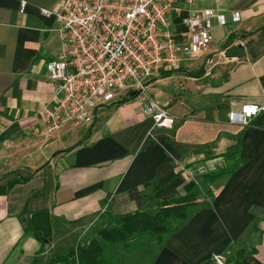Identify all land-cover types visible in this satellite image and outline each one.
I'll list each match as a JSON object with an SVG mask.
<instances>
[{"label": "crops", "instance_id": "1", "mask_svg": "<svg viewBox=\"0 0 264 264\" xmlns=\"http://www.w3.org/2000/svg\"><path fill=\"white\" fill-rule=\"evenodd\" d=\"M63 1L26 0L23 11L22 0H0V185L28 177L0 193V264H80L68 254L97 227L199 190L202 200L207 188L208 199L165 241L110 243L106 260L215 264L217 254L244 250L240 264H264V110L248 126L229 121L244 103L264 105V0H195V9L211 8L227 23L214 18L206 51L148 80L177 116L172 129L153 127L129 92L97 110L92 124L44 138L41 109L56 103L58 86L47 64L62 58L63 45L57 20L41 8ZM189 14L183 5L170 17L179 44ZM223 157L229 170L220 176L179 172Z\"/></svg>", "mask_w": 264, "mask_h": 264}, {"label": "built area", "instance_id": "2", "mask_svg": "<svg viewBox=\"0 0 264 264\" xmlns=\"http://www.w3.org/2000/svg\"><path fill=\"white\" fill-rule=\"evenodd\" d=\"M195 0H64L60 9L41 8L54 17L63 45L62 58L48 62L50 78L58 83L56 103L41 112L44 138L66 125H90L96 111L123 95L136 98L153 127L172 129L177 116L149 92L148 80L164 68H177L185 57L206 51L213 38V19L220 25L226 16L211 8L197 10ZM26 0H22L24 11ZM190 6L186 18V41L179 44L170 29L171 15ZM234 21L240 20L235 13ZM264 105L244 103L229 112V121L248 126ZM226 158L182 167L192 176H205L226 169ZM227 264L226 254L214 257Z\"/></svg>", "mask_w": 264, "mask_h": 264}, {"label": "trees", "instance_id": "3", "mask_svg": "<svg viewBox=\"0 0 264 264\" xmlns=\"http://www.w3.org/2000/svg\"><path fill=\"white\" fill-rule=\"evenodd\" d=\"M136 94V91L132 92L131 96L135 97ZM227 170L229 169L226 168L206 176L213 178L228 172ZM26 180L28 177L15 176L5 185H0V193H6L16 183ZM197 197L196 193H192L167 201L156 212L138 211L119 215L108 225L94 229L96 237H93L89 243L77 245L68 256L72 257V262L77 257L80 264H109L105 258V251L110 243L129 242L135 238L144 242L156 239L162 243L171 233L178 230L200 206L196 200ZM27 228H29L28 225ZM245 253L244 250L237 251L235 253L237 257L228 259L227 264H240L241 257ZM58 258L62 259L63 256H58Z\"/></svg>", "mask_w": 264, "mask_h": 264}, {"label": "rangeland", "instance_id": "4", "mask_svg": "<svg viewBox=\"0 0 264 264\" xmlns=\"http://www.w3.org/2000/svg\"><path fill=\"white\" fill-rule=\"evenodd\" d=\"M206 176V175H205ZM202 177V176H201ZM209 188H210V186H209ZM205 190V189H204ZM200 191V190H199ZM196 192V194H197V198H196V200L199 202V205H201L202 203H204L205 202V199L207 198L208 199V194H209V189L207 188L206 190H205V193H202L203 195H202V200H200V195H199V193L200 192ZM206 199V200H207ZM117 218H114V220H116ZM102 220V219H101ZM113 221V220H112ZM105 221H100L99 220V222H97V224L98 225H101V224H103ZM85 240H87L88 238H84ZM137 239V238H136ZM154 241H156V239L154 240ZM226 256H228V259H235V257H237L236 255H235V257H234V252H229L228 254H226ZM215 264H217V263H215Z\"/></svg>", "mask_w": 264, "mask_h": 264}]
</instances>
